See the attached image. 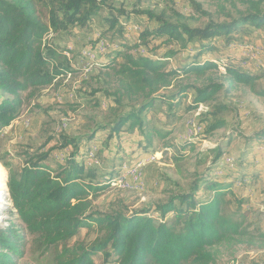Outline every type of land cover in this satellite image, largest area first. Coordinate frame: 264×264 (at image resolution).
I'll use <instances>...</instances> for the list:
<instances>
[{"label":"rangeland","instance_id":"374dc122","mask_svg":"<svg viewBox=\"0 0 264 264\" xmlns=\"http://www.w3.org/2000/svg\"><path fill=\"white\" fill-rule=\"evenodd\" d=\"M251 2L260 3L264 10V0H108L87 23H76L69 31L51 30L43 42L62 52L61 60L66 58L69 73L59 78L58 85L20 93L23 105L11 125L0 133V164L7 184L10 172H18L31 156L48 151L47 163L54 170L65 163L73 151L72 146L62 147L65 136L75 138L84 163L102 173L97 180L105 188L95 193L94 208L103 212L131 214L149 209L159 218L155 205L173 194L189 192L199 176L208 173L220 181L236 178L224 211L242 222L247 235L215 245L211 264H264V97L242 84L226 90L228 78L222 70L224 64L243 65L247 72L261 76L257 89H264V27L246 25L234 33L229 44L222 37L215 38L216 48L199 60L218 61V67L204 75L183 71L194 61L197 41L181 48L180 44L166 43L164 37L143 32L159 26L157 16L190 27H204L209 21L229 22L246 15ZM36 9L47 23L48 8L42 0L36 1ZM114 18L119 24L112 30L109 21ZM170 51L177 53L167 59L168 67L179 68L180 73L174 86L160 91V95L177 92L184 85L202 87L211 80L225 84V88L195 110L188 108L193 89L176 107L157 102L144 113L143 129L130 131L125 125L119 133L111 134L118 116L143 101V97H125L121 104L114 101L115 92L123 85L118 70L125 55L163 58ZM6 98L12 96L0 90V102ZM219 105L227 108L216 116L208 115ZM217 120H224V127L208 132V126ZM256 134L260 138L254 139ZM220 149L225 154L216 161ZM111 170L114 175L107 174ZM204 192L201 189L199 194ZM10 224L24 235V254L14 264H57L65 244L89 245L102 235L93 226L81 229L66 243L46 247L8 204L0 209V228ZM95 260L100 264L103 255L95 256Z\"/></svg>","mask_w":264,"mask_h":264},{"label":"trees","instance_id":"16d2710c","mask_svg":"<svg viewBox=\"0 0 264 264\" xmlns=\"http://www.w3.org/2000/svg\"><path fill=\"white\" fill-rule=\"evenodd\" d=\"M36 1L0 0V90L12 96L0 102V133L11 125L22 107V91L58 85L59 78L69 73L66 58L61 60L62 52L53 44L43 42L45 36L51 30L69 31L76 23H87L103 10L108 0H42L48 8L47 23L36 9ZM156 18L159 26L143 30L146 36L164 37L166 43H177L181 48L198 42L194 61L183 70L185 74L196 75L218 67V61L199 60L216 48L215 38L222 37L229 44L234 33L246 25L254 29L264 27V10L257 2H251V10L246 15L229 22L209 21L204 27L172 23L161 16ZM109 23L113 30L119 19L114 18ZM176 53L167 52L163 58L142 53L125 55V62L118 70L123 85L115 92L114 101L121 104L125 97H143V101L118 116L111 134L119 133L125 125L130 131L143 129L144 113L157 102H168L176 107L193 89L188 108L195 110L225 88V84L211 80L202 87L184 85L177 92L160 95V91L174 86L179 77V68H169L167 62ZM222 70L228 78L226 90L242 84L264 97V89H257L261 76L247 72L239 64H224ZM226 108V105L215 106L208 115L216 116ZM224 125V120H217L207 131ZM258 138L260 135L256 134L254 139ZM68 146H72L73 151L56 170L47 163L50 157L47 151L28 158L21 169L10 172L8 178L18 218L30 233L40 236L46 247L66 243L84 228L97 226L102 232L89 245L65 244L57 256V264H97L95 256L99 254L103 255L100 264H211L215 245L233 236L247 235L242 222L224 211L236 178L220 181L208 173L199 176L189 192L173 194L167 201L155 205L159 218L153 217L149 209L131 214L103 212L94 208L95 193L105 188L97 180L102 173L99 174L96 166L84 163L85 156L79 154L75 138H63L62 147ZM89 150L88 153L91 148ZM222 151L218 152L216 161L225 154ZM112 173L111 170L107 174L114 175ZM116 177L112 176L111 180ZM201 189L205 191L203 195L199 194ZM23 245L24 235L13 224L0 228V264H14L24 254Z\"/></svg>","mask_w":264,"mask_h":264},{"label":"bare ground","instance_id":"6f19581e","mask_svg":"<svg viewBox=\"0 0 264 264\" xmlns=\"http://www.w3.org/2000/svg\"><path fill=\"white\" fill-rule=\"evenodd\" d=\"M3 166L0 164V209L4 205H13L12 199L10 201V192L6 181V173L2 172Z\"/></svg>","mask_w":264,"mask_h":264},{"label":"built area","instance_id":"2783aa9c","mask_svg":"<svg viewBox=\"0 0 264 264\" xmlns=\"http://www.w3.org/2000/svg\"><path fill=\"white\" fill-rule=\"evenodd\" d=\"M89 60L91 59V58H88ZM245 66H247L248 67V65H246V63H245ZM129 171H131V170H129ZM134 173L135 172V170L133 169L132 171H131V173ZM8 185V184H7Z\"/></svg>","mask_w":264,"mask_h":264}]
</instances>
